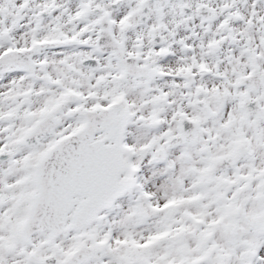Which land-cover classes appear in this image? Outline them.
Instances as JSON below:
<instances>
[{"label": "snow or ice", "instance_id": "snow-or-ice-1", "mask_svg": "<svg viewBox=\"0 0 264 264\" xmlns=\"http://www.w3.org/2000/svg\"><path fill=\"white\" fill-rule=\"evenodd\" d=\"M0 264H264V0H0Z\"/></svg>", "mask_w": 264, "mask_h": 264}]
</instances>
